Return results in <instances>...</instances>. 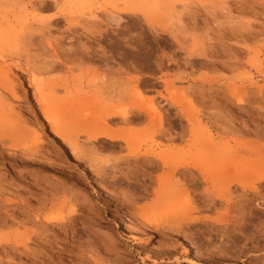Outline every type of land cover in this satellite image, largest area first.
Instances as JSON below:
<instances>
[{"label":"rangeland","instance_id":"374dc122","mask_svg":"<svg viewBox=\"0 0 264 264\" xmlns=\"http://www.w3.org/2000/svg\"><path fill=\"white\" fill-rule=\"evenodd\" d=\"M0 55L21 69L19 99L0 69V264H169L196 249L200 264H264V183L258 200L235 184L231 205L208 208L202 194L226 184L199 173L195 184L181 166L264 167V0H0ZM32 74L77 155L52 133ZM100 125L126 140L92 141L86 130ZM172 176L195 215L238 229L144 225L166 219L156 204L170 195L157 191Z\"/></svg>","mask_w":264,"mask_h":264},{"label":"bare ground","instance_id":"6f19581e","mask_svg":"<svg viewBox=\"0 0 264 264\" xmlns=\"http://www.w3.org/2000/svg\"><path fill=\"white\" fill-rule=\"evenodd\" d=\"M110 17H112L114 20L119 21L120 15L117 13H112ZM2 56L5 57V54L2 53ZM0 69L5 70L3 75L6 78V80H8V82H9V85L7 86V90L9 89V92L11 93V95L14 96V98H18V93H16L15 85H14V82H12L11 75L13 73H15V70H21V69L15 63L14 64H5L4 63V64L0 65ZM40 80H42V79H39V77H37L33 74L31 75L30 83L32 86L35 87L34 95L36 96L37 104L40 108L43 109L44 118L51 125V130H52V133L55 135V137L58 139L59 138L63 139L66 144L71 146V149H73L74 154L77 155L78 151H76V149L81 147V146H79V140L77 137H74V135H72L71 133L66 132L65 128H63V124L59 123V120L61 118H59L58 115H60V112L58 113L59 110L57 108L56 109L58 111L54 110L53 109L54 103L53 104L51 103V101L54 98L52 99L50 97L52 99V100H50L49 97H47V98L41 97V94H42V91L44 88H43V83ZM239 103H242V102H239ZM14 104L11 105L12 110H15L16 106H14ZM57 106H60V105H57ZM66 108H68V107H66ZM59 109H60V107H59ZM15 111H14V113H15ZM22 111L23 110L20 107L18 112H16V113H18V115H20V117H21ZM11 113H13V112H11ZM107 115L109 116V118H110V116L111 117H121L123 119V121H125V120H128L127 118H128L129 114L125 110L124 111H122V110H120V111L111 110L107 113ZM33 129H35V130L32 132H34L35 137H36L35 138L36 139L35 140V147L33 146V149H34L33 153L34 154L36 153V155H37V153L39 152L38 148L40 147V145L42 143L45 142V140H44V136L41 134L39 129H37L36 127ZM81 129H83V128H81ZM86 131L89 132V138L92 141H99L100 142V141H103L104 139H108V140H111L112 142H121V141L126 140V138L124 136L116 133L115 131L107 128L106 126L100 125L98 127L92 128L90 131L89 130H86ZM33 153H32V155H33ZM156 156L158 157L159 161L165 163L167 158H168V153H158V154H156ZM110 163H111L110 159L107 158L105 160L104 166L109 165ZM181 166L184 169V171L182 173L185 174V176L187 174H189L190 175L189 181H195V184H197L199 182V179L197 180V178H196V175H198L197 173L200 174V179L202 180V183L212 182L214 184V186H217V185L219 186V184L222 182L226 184L225 185L226 189H224V190L222 189L223 191H221L220 189L217 188L216 190H212L211 192H206V193L202 194L203 195L202 197L205 196V198H206L205 201L207 202L206 206H208V208H215L219 204H225L227 206L231 205L234 200H232V198H230V197H227L226 192H229L230 187H232L235 184L241 186V188L244 191L245 196H247V195L251 196V197H245L242 200V201L246 202V204L251 203V201L258 200L261 197L257 194L256 191L259 189V184L264 183V167L263 166L253 164V165L245 166L242 168L235 167V166L221 167V168H206L203 158H198V159H195L194 161H185L182 163ZM160 181L162 182L163 180H160ZM187 181H188V179H187ZM165 183L166 182L161 183V184L164 185ZM155 191H157V190H155ZM157 194L159 196H161V198L165 197L166 195H170L168 198H166L165 201L163 199H161L156 204V207L159 208V211L162 212L163 215L166 217L164 222L166 221L167 223L165 224L164 222H161L158 220L156 222H154L150 217L143 215L144 220H145L143 222L144 225L156 224L157 227L163 226L165 230H167V229L172 230V231L177 230L178 233H181L187 237L188 236L187 229L190 228L192 225H196L199 223L207 224L208 226H212V228L216 229L219 233H222L223 235H225L228 233V229L230 227L234 226V229H236L238 226L237 223L240 221V219H231V218L213 219L209 215H204V216L195 215L193 213V210L195 209V207L192 206L193 201L191 200V198L189 196L188 190L181 188V184L174 180V176L169 178V182H167L166 187L161 188V190L157 191ZM74 212H75V209H74ZM125 227L127 230H131L132 226L130 223H128V221H125ZM107 233H108V234H106L107 237H113L112 233H110V232H107ZM261 233H262V236L264 238V230ZM256 248H258V247H256ZM262 248L264 249V246ZM194 253H195V258H189V257H187V258H182V257L171 258L170 257V259H168L167 263H169V264H186V262H190L192 264H200L198 259H199V257L202 256V251L200 249H196L194 251ZM213 258H215V257H213ZM92 262L94 264H100L97 261H92ZM119 262L120 261H118L117 263H119ZM120 264H121V262H120Z\"/></svg>","mask_w":264,"mask_h":264}]
</instances>
